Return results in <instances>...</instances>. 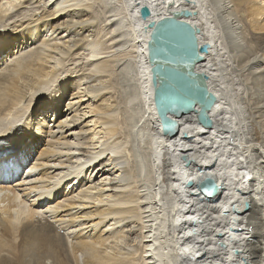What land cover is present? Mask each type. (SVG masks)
Segmentation results:
<instances>
[{
    "label": "bare ground",
    "instance_id": "6f19581e",
    "mask_svg": "<svg viewBox=\"0 0 264 264\" xmlns=\"http://www.w3.org/2000/svg\"><path fill=\"white\" fill-rule=\"evenodd\" d=\"M32 1L0 0V26L25 18L9 31L5 27L7 34L0 31V142L8 139L10 143L0 144V150L23 146L22 150L27 151L43 135L47 137L48 126L40 119L34 122V117L42 118L50 109L62 116L72 110L75 115L68 126L84 142H67L82 146L76 149L81 151L76 161H84L71 165L68 173L60 171L62 176L53 175L50 188L42 189L41 184H37L39 189L31 188L39 192L32 203L18 193L25 177L18 185H13L14 181L0 182V264H264V140L259 141L264 134V0H106L112 7L108 22L114 42L108 48L100 39L82 46L76 39L80 32L94 33L95 18L88 12L94 0H46L44 5H54V11L27 22L26 10ZM142 7L151 10L150 18H141ZM237 8H243L245 15L235 12ZM184 9L196 12L188 21L201 29L200 44H211L196 71L209 76V87L219 100L211 112L212 128L203 126L198 113L192 111L178 120L179 135L169 137L162 132L153 101L147 49L149 25ZM36 43L41 46L34 47V58L27 60L26 56L8 64ZM81 51L85 74L74 76L77 68L65 67V63L70 60L77 65L79 61L73 54ZM122 60L126 61L123 73L133 87L132 94L121 100L127 133L117 137V108L110 97L106 98L111 90L107 77L113 65ZM231 68L244 76L250 95L246 100L249 116L240 126L220 75L232 77ZM67 99L64 111L59 102ZM185 134L190 138H184ZM53 143L47 142L49 146ZM12 154L11 159L17 155L15 151ZM26 154L17 166L24 165ZM132 154L134 170L147 164L157 175L159 191L155 197L165 191L154 216L156 208L152 209L148 198L131 192L134 178L127 164ZM28 156L35 157L33 153ZM35 158L27 176L35 171L42 182L49 173L38 172L37 162H53L47 149ZM91 169L101 184L97 182L89 192L98 189L101 194L88 196L82 190V200L102 204L106 196L110 205L105 210L85 213L84 217L92 220L89 223H93V232L73 238L70 252L68 240L72 234H64L62 228L43 216V210L47 206L49 211L57 209L60 203L56 204V199L65 194L67 182L74 179L81 184ZM207 177L224 186L216 201L195 185ZM188 181L195 184L188 187ZM2 190L6 193L1 194ZM245 202L250 209L237 214L235 209H241ZM78 205L74 202L70 206ZM97 217H116L114 225L120 228L111 231L107 227L105 231L103 219L98 221ZM124 251L133 252L136 258L125 257Z\"/></svg>",
    "mask_w": 264,
    "mask_h": 264
},
{
    "label": "rangeland",
    "instance_id": "374dc122",
    "mask_svg": "<svg viewBox=\"0 0 264 264\" xmlns=\"http://www.w3.org/2000/svg\"><path fill=\"white\" fill-rule=\"evenodd\" d=\"M31 3L32 4L29 5L28 9L26 10L27 16L25 15V17H26L27 22L28 21L32 22V20L36 21L38 19H41V17L44 18L43 15L45 16L48 13V10H49V12H51L52 10L54 11V9H53L54 5L53 6L52 5H50V6L44 5V3H46V0H41V1L40 0H33ZM115 5L121 6L120 3H116ZM38 7L40 10L38 9ZM110 9H112V7H111V5H108L106 3V0H94V1H92L91 7H90V9H88V12H91L93 14V17L95 18V20H94L95 28H93L94 33L93 34H91V33L82 34L83 32H80L79 34H81V35L76 36V39L80 41L79 45L81 44V46H82L83 44L91 42L94 39L102 40L103 44L105 45V48L110 47L112 44L114 45V42H112V40L110 38L111 37L110 32H111L112 26H111V23L108 22V16L110 15V13H109ZM242 9L243 8H237L235 12H237L239 15L240 14L245 15L244 10H242ZM20 20H22V22H23L25 20L24 16H22L20 18L19 17L15 18L10 23H6L7 24L6 26L5 25L0 26V31L2 32V34L3 33L7 34L6 31L4 32L5 27L7 28V31H9V29L11 27L16 26L17 24H21ZM26 23H25V25H26ZM3 27H4V29H3ZM19 30L20 31L23 30V27H20ZM8 33H10V32H8ZM86 35H89L90 37H87ZM1 38H4V37H1ZM48 38L49 37H46V39H48ZM221 41L223 42V39ZM38 44L36 43L34 46L31 47V49H27L26 51H23V52L17 54L15 57H13L12 59H10L8 61V64H14V62L16 60H18L20 58H24L26 56H27L26 57L27 60L32 56L29 59V60H31L32 58H34L33 56H35V55H33L34 47L38 48L41 46V44H39V45ZM77 47L79 48V46H77ZM108 51L111 52L110 50H108ZM78 53L79 54H73V55H76V57H74V58L78 59V61H79V63L77 64L78 67H77V65L72 64L73 62L70 60L65 63V67L68 66L69 68H72V66H73V68H77V71H75V72H77V74H75L74 76H77V75L79 76V75L85 74V70H86L85 69L86 63H83V60H82L84 58V56L81 55L82 51L78 52ZM122 64H124V65H122ZM125 65H126L125 60L117 62L115 66L113 65L112 74L108 75V77H107V79H108L107 82L110 84L111 90L109 91V94L107 95L106 98L110 97L112 100L111 103L114 106H116V108H117V113L115 116H116L117 126L120 129L117 137H123L127 133V127H126L125 123L123 122L125 119V116H126V115L124 116L125 112L123 111L125 105L122 104L123 101H121V100L125 96H127L128 94L129 95L132 94L131 91H132V87H133V83H132L131 79L127 80L126 75L123 73ZM122 68H123V70H122ZM230 71L232 72V75H233L232 77L234 79L232 77L228 78L222 73L220 75L222 76V80L225 82V85H226V88H225L226 98H227L229 105L231 106L233 112L237 113L236 115L238 118H237L236 122L240 126V122H244L243 120H245L249 116L248 108H247L248 107L247 102L249 101L248 99H250V95L248 92L249 90L246 86V82L244 81L245 80L244 76L243 75H242L243 77L240 76V73H236V72L234 73L233 72L234 69L232 70V68L230 69ZM86 73H88V72H86ZM122 75H125V76H122ZM65 76H67V75H65ZM103 76H107V75H103ZM129 76H127V78ZM219 80H221V79H219ZM73 82L75 83V81H73ZM126 83H128V85H126ZM71 85H72V82H71ZM131 85H132V87H131ZM246 100H248V101H246ZM59 103L61 105V109L63 108L64 111H67V106L69 104V100L68 99L62 100ZM23 105H25V104H22V106ZM73 115H75V113H73L72 110L68 111L67 115L62 116V115H60V112H58V114L53 113V111H51V109H50L47 114L42 116V118L34 117V122H36L35 121L36 119L37 120L40 119V120L45 122V126H48L47 127V133H46L47 137L46 136L44 137V135H43L41 137L42 139L39 138L38 142L33 147L28 148L27 151L22 150V149H24L23 146L15 148V152L17 154L15 156H19L20 153L22 154L20 156H23L24 153L27 152L25 159L29 158L30 156H28V155H31L32 153L36 157V158L35 157L34 158L37 159L40 152L47 149V151L50 152V159L53 162V163H48V164H47V162L42 161V160L37 162V164H40V165H38L39 167H37L38 172L39 171H41V172L47 171L49 173V177L47 179L43 180L42 182H39L38 181L39 177L37 176V172L34 171V172H32V175L29 177L26 174L27 178L25 176V178L23 180V184L18 187V193H19L21 198L23 197V199H25L26 197H29L28 203H32V201L36 200L38 197V193H39V192L32 190L31 188L35 187V188L39 189L37 184H39V185L41 184L42 189L50 188L51 183L53 182V180L50 178L53 175L62 176L60 174V171L62 173H68L72 170L71 165L73 166V164H74V166H75V164L77 162H83L84 161V160L76 161L77 158H79V157L81 158V156H80L81 151L76 150V149H78L82 146H78V147H76V145H74L75 147L73 145L70 146L67 142L68 139L74 143H81L82 141L84 142V140H81L80 136H75L74 131H70V129L72 127H69L68 126L69 123H67V122H69L71 120ZM68 116H69V118H68V120H66V118ZM26 120L27 119H25L24 121L26 122ZM61 122H63V124L60 125ZM261 137H263V139L260 138L259 141L264 140V134H262ZM144 139H146V138H144ZM49 140L54 142L52 146L51 145L49 146L47 144V142ZM6 141L9 142L8 139L4 140V142H6ZM66 144H68V145H66ZM5 145H7V144H4V146ZM139 145L141 147L142 157H145L146 152L142 147L143 143L141 142V143H139ZM131 146L132 145L129 144V147H131ZM7 147L9 149H1L0 151L6 152V151H12L14 149V148L9 147V146H7ZM11 155H13V154L10 153L7 156H3V158L1 157V160H4V159L6 160V159H8V157L10 158ZM88 155L90 156V154H88ZM142 157L140 159H142ZM32 158H33V156H32ZM34 158L32 161H29V160L27 161V163L29 164V166H28L29 169L33 167ZM134 159L135 158H134L133 154H132V156L129 155V164H127V167L132 172V175L134 178L133 179L134 189L131 192H133L134 195H137V196L139 195L141 197L143 196L144 198H148V202L151 203L152 209L156 208V210L154 209V213H153V216H154L155 212L160 207L159 205L161 204V202H160V204H158L159 199L164 200V198H165V191L161 192L158 195V198L155 197L156 190L159 191V189L156 188V185L158 183L157 182V175H155L154 171H152V173H151V170H149L147 164H146L145 168L143 167V165H141L140 169H138V167H136L134 170L133 166L136 165V164H134L135 163ZM22 163H24V159H22ZM44 163L47 165H44ZM29 169H27V171ZM93 170L94 169H91L90 171L86 172V175L84 177L85 179L81 182V184H80V182H76V180H74V179H71L69 182H67V184L65 186L66 190L63 191L65 194L61 195L59 198L56 199V201H57L56 204L60 203V205L57 207V209L55 208V209H52L49 211L48 210L49 206H47L43 210L45 213L43 216L46 217L50 222H52V223L56 224L57 226H59L60 228H62V230H64V234L65 233H66V235L72 234L71 235L72 238H70L68 240V246H69L70 252H72L71 249H72L73 238H76L77 236L79 237L82 235H90L93 232V228L91 227L93 225V223H89L92 220L85 218L84 217L85 213L94 212L95 210H97L99 208L105 210L106 208L108 209L107 205L108 206L110 205V202L107 201L108 199L106 198V196L104 197V199L106 201H104L102 204H97L95 202H92L91 200L90 201L82 200V197L80 196L81 194H82V196L85 194V193L81 192L82 190L87 191L88 196L89 195L96 196L97 194H101V191L98 189H92V192H89V191H91V188L95 187L97 182H98L97 184H99V183L101 184L100 178L97 177V179H96V176L93 173ZM142 170H143V172H142ZM22 179L14 181L13 185H18V183H20V181ZM25 180H26V182H25ZM24 182H25V184H24ZM100 187L101 186H99V188ZM29 190H32V191L29 192ZM27 191H28V193H27ZM7 192H9V191H7ZM4 193H6V191L2 190L1 194H4ZM107 194H109V193H107ZM66 195H68V196H66ZM74 202H78L79 205L74 206V207L70 206ZM56 204H54L53 206L56 207L55 206ZM171 204L172 203H169V206ZM141 206L143 207L144 205H141ZM59 207H61V208H59ZM48 212H50V213H48ZM115 218L116 217H110V218L104 219V217H101L98 219V217H97L96 219L98 221L103 219V223H102V221L99 222L100 224L102 223L103 230L107 229V227H109V228L111 227L110 228L111 231H117L118 228H120V227H118V225H116V226L114 225L115 221H113V220H115ZM86 223H89V224H86ZM108 224H109V226H108ZM65 226H66V228H65ZM171 236H173V235H171ZM111 245L113 246V244H111ZM140 248L142 250L144 249V247H142V246ZM130 251H124L125 254H123V255L125 257L130 256L129 258L135 257L134 253L133 252L130 253ZM74 263L76 264V262H74ZM78 263H81V261H78ZM135 264H136V261H135Z\"/></svg>",
    "mask_w": 264,
    "mask_h": 264
},
{
    "label": "water",
    "instance_id": "95a60500",
    "mask_svg": "<svg viewBox=\"0 0 264 264\" xmlns=\"http://www.w3.org/2000/svg\"><path fill=\"white\" fill-rule=\"evenodd\" d=\"M151 15L148 7L140 9V16L144 20ZM195 15L196 12L186 9L174 11L171 16L149 25L151 33L147 49L153 101L162 132L169 137L179 135L178 120L182 114L192 111L198 113L203 126H214L211 112L219 99L209 87V76L203 71H196L199 63L204 61V56L209 53L211 44H200L201 29L188 21ZM184 138L189 139L190 136L185 134ZM183 160L185 165L189 163L186 155ZM209 183L213 185L211 188ZM194 184L192 181L187 182L188 187ZM195 185L212 201H216L224 189V186L212 177L198 180ZM249 209V203L245 202L241 209L235 210L237 214L242 215ZM235 254L238 255L239 251H235Z\"/></svg>",
    "mask_w": 264,
    "mask_h": 264
},
{
    "label": "snow or ice",
    "instance_id": "6c2138e0",
    "mask_svg": "<svg viewBox=\"0 0 264 264\" xmlns=\"http://www.w3.org/2000/svg\"><path fill=\"white\" fill-rule=\"evenodd\" d=\"M222 264H223V262H222ZM245 264H247V262H245Z\"/></svg>",
    "mask_w": 264,
    "mask_h": 264
}]
</instances>
